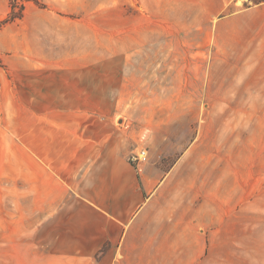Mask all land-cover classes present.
Here are the masks:
<instances>
[{
    "label": "rangeland",
    "instance_id": "obj_1",
    "mask_svg": "<svg viewBox=\"0 0 264 264\" xmlns=\"http://www.w3.org/2000/svg\"><path fill=\"white\" fill-rule=\"evenodd\" d=\"M125 1L0 0V77L19 75L26 53L93 57L103 40L95 54L110 57L108 30L141 12L85 11L134 10L143 0ZM151 1L166 9L165 0ZM172 1L185 12H142L158 18L152 39L134 52L133 66L119 68L137 92L132 120L142 128L129 161L137 167L131 156L145 148L143 163L169 168L183 153L155 201V218H172L182 235L172 237L162 264H264V12H202L203 0ZM228 1L233 11L246 8ZM55 18V28L71 24L51 33ZM11 229L0 227V264L24 261Z\"/></svg>",
    "mask_w": 264,
    "mask_h": 264
},
{
    "label": "crops",
    "instance_id": "obj_2",
    "mask_svg": "<svg viewBox=\"0 0 264 264\" xmlns=\"http://www.w3.org/2000/svg\"><path fill=\"white\" fill-rule=\"evenodd\" d=\"M208 1L202 12H264V2L233 11L228 0ZM165 6L143 0L134 10L88 9L141 13L108 30L110 57L95 54L104 51L103 40L93 57L26 53L19 75L0 77V227L16 228L8 234L22 244V264H162L177 243L172 237L182 236L172 218H155V201L183 153L169 168L154 159L137 167L129 161L142 128L132 120L137 92L119 70L133 66L134 52L152 39L158 18L142 12H185L172 0ZM58 19L51 33L71 24L55 28Z\"/></svg>",
    "mask_w": 264,
    "mask_h": 264
},
{
    "label": "built area",
    "instance_id": "obj_3",
    "mask_svg": "<svg viewBox=\"0 0 264 264\" xmlns=\"http://www.w3.org/2000/svg\"><path fill=\"white\" fill-rule=\"evenodd\" d=\"M131 159L136 162V164H142L147 159V150L145 148H140L131 156Z\"/></svg>",
    "mask_w": 264,
    "mask_h": 264
},
{
    "label": "trees",
    "instance_id": "obj_4",
    "mask_svg": "<svg viewBox=\"0 0 264 264\" xmlns=\"http://www.w3.org/2000/svg\"><path fill=\"white\" fill-rule=\"evenodd\" d=\"M264 2V0H244V5L246 6V7H249V6H252V5H256V4H260V3H263ZM21 12V11H20ZM15 17H17L16 15H14V14H12L11 16H10V19L12 18H15Z\"/></svg>",
    "mask_w": 264,
    "mask_h": 264
}]
</instances>
